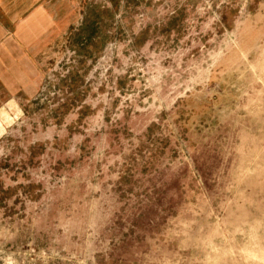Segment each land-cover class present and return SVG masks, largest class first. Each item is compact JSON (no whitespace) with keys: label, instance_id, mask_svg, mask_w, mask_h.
<instances>
[{"label":"rangeland","instance_id":"rangeland-1","mask_svg":"<svg viewBox=\"0 0 264 264\" xmlns=\"http://www.w3.org/2000/svg\"><path fill=\"white\" fill-rule=\"evenodd\" d=\"M46 6L0 68V264H264V0Z\"/></svg>","mask_w":264,"mask_h":264},{"label":"crops","instance_id":"crops-1","mask_svg":"<svg viewBox=\"0 0 264 264\" xmlns=\"http://www.w3.org/2000/svg\"><path fill=\"white\" fill-rule=\"evenodd\" d=\"M49 1L0 0V68L19 65L25 52L51 29L54 15L46 6Z\"/></svg>","mask_w":264,"mask_h":264},{"label":"trees","instance_id":"trees-1","mask_svg":"<svg viewBox=\"0 0 264 264\" xmlns=\"http://www.w3.org/2000/svg\"><path fill=\"white\" fill-rule=\"evenodd\" d=\"M94 32H91L89 35L86 36V41H90L92 38H94Z\"/></svg>","mask_w":264,"mask_h":264}]
</instances>
